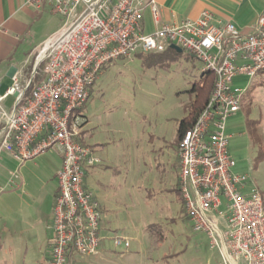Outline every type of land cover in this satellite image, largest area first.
Wrapping results in <instances>:
<instances>
[{"label": "built area", "instance_id": "2783aa9c", "mask_svg": "<svg viewBox=\"0 0 264 264\" xmlns=\"http://www.w3.org/2000/svg\"><path fill=\"white\" fill-rule=\"evenodd\" d=\"M44 1L27 4L41 8ZM47 1L67 21L37 47L31 77L15 74L0 94V154L20 164L52 147L62 154L55 236L50 258L39 264H74L76 255L99 253L102 206L85 185L87 174L100 163L85 138L83 109L90 88L114 59L163 53L172 44L215 75L205 107L178 145L184 214L193 230L205 233L211 247L219 249L225 264H264V200L247 176L233 172L226 132L246 91L237 79L264 72V14L247 33L233 22L215 24L208 10L197 19L159 25L157 0ZM147 10L157 24L150 33L143 29ZM39 65L44 77L33 83ZM8 97H13L11 105ZM112 240L115 247H130L128 238L114 235Z\"/></svg>", "mask_w": 264, "mask_h": 264}, {"label": "rangeland", "instance_id": "374dc122", "mask_svg": "<svg viewBox=\"0 0 264 264\" xmlns=\"http://www.w3.org/2000/svg\"><path fill=\"white\" fill-rule=\"evenodd\" d=\"M66 21L47 4L31 25V43L36 44ZM145 21V32L150 33L154 25L149 12ZM172 50L114 59L92 87L83 109L89 118L86 142L104 143V155L100 152L98 156L101 163L111 166L93 179L101 190L99 195L103 193L111 201V219L119 227L115 235L128 238L130 247H115L109 238L100 256L84 261L79 255L75 264H225L209 237L193 230L174 189L179 172L178 128L188 113L194 98L191 90L204 65L185 50ZM41 73L38 71L37 77ZM237 84L246 91L241 110L227 121L229 151L235 162L232 170L247 176L264 200V72L241 77ZM26 162L29 171L8 153L0 154V262H34L31 253L24 256L22 242L27 239L23 223L35 219L33 197L5 192L12 190L8 180L15 181L24 171L30 177L31 190H37L34 184L43 179L47 191L60 156L52 147ZM5 222L11 229L4 232ZM9 232L11 239L6 241Z\"/></svg>", "mask_w": 264, "mask_h": 264}, {"label": "crops", "instance_id": "0c3cea01", "mask_svg": "<svg viewBox=\"0 0 264 264\" xmlns=\"http://www.w3.org/2000/svg\"><path fill=\"white\" fill-rule=\"evenodd\" d=\"M160 10L159 25L161 24H174L179 23L186 18L197 19L201 16L205 10L210 11L213 14L214 22L217 25H225L228 22H233L236 26L244 31L251 32L255 26L258 18L264 14V0H157ZM28 0H0V94L5 93L8 87L12 83V77L15 74H19L21 77H31L33 70L36 66V49L46 39L58 32L64 25L49 33V35L42 38L36 44H32L30 37V29L32 23L37 19L38 14L46 8L47 4L50 7L47 0L44 1L41 8H34L27 4ZM51 10V9H50ZM149 12L154 29L157 27L151 11L147 10L145 14ZM145 14L143 19V29L145 31ZM151 31V32H152ZM108 67V66H107ZM106 67V68H107ZM240 78L237 79V82ZM94 86V85H93ZM92 86V87H93ZM91 87V90H92ZM91 94V92H90ZM8 105L13 103V97H8L6 100ZM86 115V114H85ZM87 117V115H86ZM87 125H89V118L87 117ZM2 124L0 122V128ZM85 126V138L88 137L87 129ZM89 135V134H88ZM230 135V134H229ZM92 145V144H91ZM95 154L98 156L100 152H104L105 144L97 143L92 145ZM60 156V163L57 164L52 170V183L48 190L46 187L48 183L43 179H39L38 183L34 186L37 188L35 191L29 188V176L25 175L24 171H21L19 177L8 180L7 185L12 188L10 191L14 193L19 191V195L23 197H33L34 205L32 206L35 213V219L32 222L23 223L26 232V242L24 253L27 257V253H31V258L34 260L33 264L42 263L50 258L53 240H54V203L58 193V182L56 174L62 165V154L57 149ZM104 155V153H103ZM177 163L179 167L178 149L176 150ZM99 157V156H98ZM28 163V162H26ZM22 166V164H20ZM28 168L27 164H23L22 168ZM111 168L109 164L100 163L97 164L86 176L85 185L93 192L94 197L99 201L102 206V218H101V236L102 241L99 247V253L92 256H100L103 253L105 247L103 246L107 239H112L111 236L119 233V227L112 221L111 215V201L105 194H100L94 182V177L106 172ZM29 171V168H28ZM34 173V172H33ZM28 174L33 176L30 171ZM35 176V173H34ZM7 186V187H8ZM93 188H92V187ZM2 187V186H0ZM179 188V172L177 174V183L174 186L175 191ZM41 191H43L41 193ZM2 192V191H1ZM180 193V191H179ZM178 195V192H177ZM179 196V195H178ZM181 197V194H180ZM182 200V198H181ZM180 200V201H181ZM182 202V201H181ZM26 209H22L24 212ZM17 226V225H16ZM15 226V227H16ZM11 229L9 224L5 222L3 231ZM11 232L7 236L6 241H10ZM20 236H15V239ZM17 242V240H16ZM79 255L74 256V264L76 258ZM84 256L82 259L86 261ZM24 259V258H23ZM9 261V260H8ZM0 264H13L10 262H0ZM16 264H20L17 260Z\"/></svg>", "mask_w": 264, "mask_h": 264}, {"label": "trees", "instance_id": "16d2710c", "mask_svg": "<svg viewBox=\"0 0 264 264\" xmlns=\"http://www.w3.org/2000/svg\"><path fill=\"white\" fill-rule=\"evenodd\" d=\"M41 66L39 67L38 71L41 70L42 73L39 77H37V74L35 75L33 79V83L39 82L44 77L43 66L42 67ZM33 83L28 88V92L31 91L34 85ZM214 83H215V75L210 71H203L199 80L196 81L195 84L193 85L191 92L193 93L194 98L189 105L187 115L185 116V118L181 120L179 128H178L177 149H178V145L180 142V138L182 137V135L185 133L186 130L192 127V125L198 118L199 114L205 107L206 102L213 90ZM90 92H91V88H90ZM177 192L181 200L179 188L177 189Z\"/></svg>", "mask_w": 264, "mask_h": 264}, {"label": "water", "instance_id": "95a60500", "mask_svg": "<svg viewBox=\"0 0 264 264\" xmlns=\"http://www.w3.org/2000/svg\"><path fill=\"white\" fill-rule=\"evenodd\" d=\"M170 49L175 50L176 52H182L183 49L175 44L170 45Z\"/></svg>", "mask_w": 264, "mask_h": 264}]
</instances>
